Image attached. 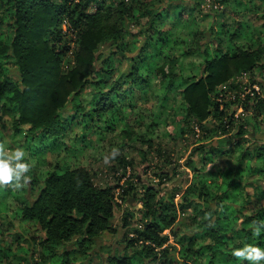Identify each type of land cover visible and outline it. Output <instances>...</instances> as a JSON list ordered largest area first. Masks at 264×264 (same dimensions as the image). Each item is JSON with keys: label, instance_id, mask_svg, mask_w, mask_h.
Segmentation results:
<instances>
[{"label": "trees", "instance_id": "trees-1", "mask_svg": "<svg viewBox=\"0 0 264 264\" xmlns=\"http://www.w3.org/2000/svg\"><path fill=\"white\" fill-rule=\"evenodd\" d=\"M0 1L14 33L9 44L0 42V112L18 115L16 134L30 125L28 133L34 136L28 138L27 154L37 162L59 151L58 141L67 134L71 135L74 145L79 142L87 147L88 137L77 141L74 131L68 127L77 118L92 122L95 116L116 110L131 96L132 90L146 85V72L161 76L163 82L168 80L166 90L169 92L176 83V74L167 71L169 66H174L176 35L171 30L159 29L168 18L182 19L184 9L179 11L176 5L159 11V8L153 9L152 1ZM143 17L149 19L146 41L137 46L139 51L131 58L129 71L117 77L116 65L110 59L104 61L100 69H94L97 51L103 45L111 43L117 48L115 52L113 48L112 56L120 54L126 58L130 46L119 42L129 35L127 23ZM147 30L138 35H144ZM198 35L202 33L195 35L197 42ZM235 39L236 36H230L229 41ZM132 44L135 45L136 40ZM221 45L217 46L214 58L208 50L203 52L208 58L203 76L186 82L182 93L185 110L191 118L200 124L213 120L220 131L226 133L234 122L245 119L253 104L251 100L259 95L252 84L254 98L250 95L243 98L242 85L234 81L263 65L264 42H258L256 48L239 44L222 48ZM70 55L73 63L64 69L63 62ZM11 66L18 67L20 82L9 78ZM90 85L96 87L90 92L92 100L89 99L86 107L81 102L87 99L81 100L76 115L71 120L65 119L63 112L71 97H79ZM128 85L132 88H126ZM225 98L229 102L222 104L220 101ZM255 107L256 117H262L264 101L260 99ZM238 108L243 112L237 115ZM244 128V124L239 126L238 135L245 134ZM35 141L39 143L33 146ZM239 145L240 142L236 144ZM258 149L257 157H261L263 147ZM23 161L30 164L27 156ZM118 162L123 169L130 164L124 158ZM44 173L43 184L32 203L22 196L21 189L10 187L19 183L13 178L11 185L0 188V204L12 207L19 201L21 207L16 214L20 219L40 227L44 233L40 242L43 261L48 257L50 264H74L66 259L69 253L61 248L74 243L76 251L87 256L95 241L113 230L112 221L119 206L116 191L120 189L121 200H124L134 186H97L91 173L81 166H55ZM39 184L40 180L32 178V184L23 188L33 191ZM214 187L220 188L223 195H215V189L211 192V186L198 179L177 206L172 199L164 198L156 185L144 186L140 198L142 222L126 237L125 254L111 257L110 264H138L137 260L141 264H264V259L250 258L255 255L254 247L264 251V207L241 218L242 212L231 205L239 186L233 181H222ZM181 214L187 215L184 221L180 220ZM167 230L169 234H164ZM171 237L174 244L170 243ZM235 250L244 255L235 257Z\"/></svg>", "mask_w": 264, "mask_h": 264}, {"label": "rangeland", "instance_id": "rangeland-1", "mask_svg": "<svg viewBox=\"0 0 264 264\" xmlns=\"http://www.w3.org/2000/svg\"><path fill=\"white\" fill-rule=\"evenodd\" d=\"M136 1H152L153 9L159 8V11L171 9V5L178 6L179 11L184 9L180 21L168 18L159 28L164 32L171 30L176 35V42H173L177 45L173 57L175 61L172 62L174 66H169L167 71L168 74H176L177 80L170 92L166 90L168 80L163 82L161 76L146 72V85L132 90L131 96L116 110L113 108L102 113L100 117L95 116L92 122L85 123L86 120L77 118V121L68 127L74 131L77 141L83 136L88 137L87 147H82L77 141L74 145L70 139L71 135L67 134L58 141V146L61 147L59 151L38 162L27 154L30 144L28 138L34 136L28 133L30 125L24 126L22 132L16 134L18 115L0 112V160L7 162L14 169L13 178L21 185L29 176L31 180L27 186L32 184V178L35 181L40 180L36 190L28 188L26 191L21 188L22 196L31 203L39 192L38 188L43 184L44 172L55 166L85 167L91 173L95 184L100 187L117 184L124 187L134 186V190L124 200H121L120 189L116 191L119 206L112 221L113 230L97 239L87 256H81L74 243L61 248V251L69 253L66 259L74 264H110L111 257L125 254L126 237L142 222L140 198L144 186L147 185H156L164 198L172 199L178 206L188 188L198 179L211 186V192L215 189V195H223V191L215 188V185H221L222 181H233L239 187L233 195L231 205L242 212L241 218L264 207V115L256 117L255 113L257 102L260 99L264 101V59L260 68L253 73L242 74L234 81L235 84L242 85L243 98L245 95L254 98L251 92L252 84H255L254 88L259 95L251 100L253 104L250 105L245 119L234 122L235 125L226 133L221 132L218 123L214 124L213 120L209 119L200 124L195 118H191L185 110L182 93L186 82L203 76L204 64L208 60L203 53L206 50L212 55L211 58H214L220 43L222 48L233 44L256 48L258 42H264V0ZM1 2L0 42L9 44L14 33ZM172 10L174 11V8ZM148 21V17H143L127 23L129 35L119 42L130 46L131 51L127 52L126 58L120 54L112 56L114 46L111 43L103 45L97 51L98 60L94 69H100L104 61L110 59L116 65L117 77L128 72L132 65L131 58L139 51L137 46L140 47L146 41ZM63 28L66 30L67 27ZM145 30L147 32L144 35H138ZM198 32L202 33L198 35L199 42L195 38ZM230 36H236V39L229 41ZM135 40L134 45L132 42ZM72 47L75 48L74 43ZM71 63L72 55L64 60V69ZM10 68L9 78L20 82L22 77L18 67ZM93 88L96 87L90 85L79 97H71L63 112L65 119L71 120L76 115L78 104L84 98L88 101H82L81 105L86 107L89 99L92 100L90 92ZM126 88L132 87L128 85ZM131 97L133 98L130 99ZM220 102L224 104L229 101L225 98ZM237 110V115L243 112L240 108ZM242 124L245 125V134L241 136L238 131ZM238 142L240 145L236 146ZM38 143L35 141L33 146ZM259 147H263L261 157H257ZM114 149L118 150L115 158L112 157ZM17 154L19 159L15 158ZM26 156L30 164L23 161ZM105 157H108L107 163ZM121 158L130 162L126 169L119 165L118 159ZM17 164L25 165L27 171L18 169ZM123 175L125 177H122ZM20 207L19 201L13 203L12 207L0 204V264H50L48 257L46 261L40 258L43 231L35 223L20 219L16 214ZM213 207L216 208V205L213 204ZM186 216L181 214L180 220L184 221ZM126 222L128 225H125ZM164 234H169V230ZM170 243L174 244L173 237ZM178 253L179 247L175 254L177 261ZM137 263L141 264L139 260Z\"/></svg>", "mask_w": 264, "mask_h": 264}, {"label": "clouds", "instance_id": "clouds-1", "mask_svg": "<svg viewBox=\"0 0 264 264\" xmlns=\"http://www.w3.org/2000/svg\"><path fill=\"white\" fill-rule=\"evenodd\" d=\"M0 147H2V144H0ZM118 154V150L114 149L112 152V157L115 158V156ZM16 159H19V154H17V156L15 157ZM108 162V157H105V163ZM18 169L22 170V171H27V168L25 165L23 164H17L16 166ZM13 172L14 169H12L9 164L3 160H0V187H4L5 185H10L12 178H13ZM16 177L17 180L19 179V173H16ZM31 180V177H26L25 178V182L23 185L17 183L14 186H10L12 189L14 190H18L21 189L22 187H24L25 185H27ZM253 252H255L254 256H250L251 259L255 260V261H260L262 259H264V251H261L258 248H253L252 249ZM233 255L237 258L242 257L244 255V252L239 251V250H235L233 252Z\"/></svg>", "mask_w": 264, "mask_h": 264}]
</instances>
